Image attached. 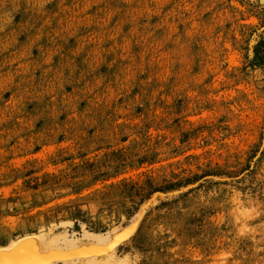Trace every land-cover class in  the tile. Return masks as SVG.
Returning a JSON list of instances; mask_svg holds the SVG:
<instances>
[{
    "label": "rangeland",
    "instance_id": "374dc122",
    "mask_svg": "<svg viewBox=\"0 0 264 264\" xmlns=\"http://www.w3.org/2000/svg\"><path fill=\"white\" fill-rule=\"evenodd\" d=\"M135 222L113 264H264V0H0V246Z\"/></svg>",
    "mask_w": 264,
    "mask_h": 264
},
{
    "label": "bare ground",
    "instance_id": "6f19581e",
    "mask_svg": "<svg viewBox=\"0 0 264 264\" xmlns=\"http://www.w3.org/2000/svg\"><path fill=\"white\" fill-rule=\"evenodd\" d=\"M137 227L135 222L126 228L122 234L125 236L110 250L100 254L91 250L108 247V242L119 232L118 228L105 237L85 232L76 239L59 229L19 237L7 246H0V264H113L116 249L129 239Z\"/></svg>",
    "mask_w": 264,
    "mask_h": 264
},
{
    "label": "water",
    "instance_id": "95a60500",
    "mask_svg": "<svg viewBox=\"0 0 264 264\" xmlns=\"http://www.w3.org/2000/svg\"><path fill=\"white\" fill-rule=\"evenodd\" d=\"M124 230H126V228L123 229V230H121V231H119V232H117V234H115L116 236L113 237V240L108 242V247H106V248H97V249H93V250H91V252H94V253H97V254L107 252V251L110 250V249H111L116 243H118V241H119L120 239H122V238L125 236V235H122L123 232H124ZM120 236H122V237H120Z\"/></svg>",
    "mask_w": 264,
    "mask_h": 264
}]
</instances>
